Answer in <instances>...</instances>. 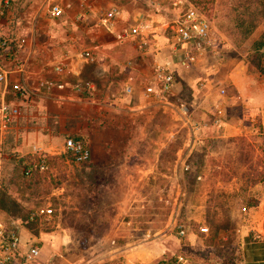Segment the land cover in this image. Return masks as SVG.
Wrapping results in <instances>:
<instances>
[{"label":"rangeland","instance_id":"1","mask_svg":"<svg viewBox=\"0 0 264 264\" xmlns=\"http://www.w3.org/2000/svg\"><path fill=\"white\" fill-rule=\"evenodd\" d=\"M134 1L148 12L143 19L151 14L159 17L154 22L145 18L148 26L154 23L150 34L158 35L163 57L176 62L185 49L173 50L170 31L165 29L175 11L167 0H152L159 10L150 6L151 0ZM186 1L209 21L210 47L196 64L176 68L174 80L180 86L174 85L166 100L174 99L169 111L158 103L157 114L147 122L144 116H124L109 106L111 99L123 97L128 74L110 76L102 71L92 51L94 62L83 64L75 79L69 78L72 74L58 77L66 78L73 93L75 82H91L93 93H75L76 100L57 107L60 101L49 95L51 91L40 90L47 97L40 100L44 104L35 101L28 109L20 107L19 127L11 123L1 133L0 198L5 197L9 212L22 216L50 205L51 221L30 230L63 229L67 235L60 248L41 252L42 263L55 264L59 259L57 264H131L134 248L146 245L141 250L146 256L153 251L150 247L158 254L164 251L154 264H241L244 250L239 231L245 232L250 216L256 217L264 233V76L246 59L252 42L264 33V0ZM95 6L96 11L105 10L104 4ZM233 21L255 26L251 36L242 39L234 31L229 33ZM142 87L137 88L140 94ZM190 100L204 101L205 109L195 108L197 126L186 121L189 113L183 103ZM139 125L147 137L138 144L139 156H129L125 162L117 152L118 129L123 127L132 136ZM67 137L88 143L89 162L69 161L63 153ZM108 139L114 150L104 153ZM34 145L48 157L46 171L35 182L23 179L12 160L29 157ZM149 145L158 148L162 163L151 174L139 165L147 161ZM253 202L251 209L248 205ZM124 245L125 249L114 252ZM113 256V261L105 262ZM39 257L19 263L37 264Z\"/></svg>","mask_w":264,"mask_h":264},{"label":"crops","instance_id":"2","mask_svg":"<svg viewBox=\"0 0 264 264\" xmlns=\"http://www.w3.org/2000/svg\"><path fill=\"white\" fill-rule=\"evenodd\" d=\"M95 3L98 2L96 0H85L84 2H82V0H13L10 19L2 22L0 29L4 34L9 35V37L13 39L14 44L17 43L18 56L22 61L24 70L22 73L11 72L9 74V88L12 89L14 85H21L27 91L28 98L23 101L12 97L10 100L12 103L17 104L24 109L30 108L35 101H38V105H43L44 102L42 104V101L40 100L47 97L37 89L36 84L38 80L59 81L57 83L58 86L55 87L53 91L51 90V92H49L51 97L60 101L55 103L57 107L68 102V100H76V94L68 91V81L66 78H60L58 75L54 74L52 66L62 63L71 73H73L69 78L75 79L77 74L81 73V67L84 64L79 59L80 51L86 49L82 47L91 48V51L97 56V61L103 69L102 71L110 76L114 73H116V75L118 73H124L122 74L124 77L127 73L128 75L127 77L125 76L126 78L124 81L126 82V80L131 77L132 82L137 88L153 80V68L156 64L171 60L165 56V58L163 57L162 48L160 46L161 41L158 39L157 34H150V43L143 48H139L136 43H117L113 35L99 25V17H101L100 12L103 11H96ZM118 3L121 8V16L117 21V26L119 27L129 25L143 14H148L146 9L137 1L127 0L122 2L118 1ZM54 4H58L64 9L63 14L59 17H52L49 13L50 6ZM65 5H68V8H64ZM81 12L85 13L86 20L83 23L76 24L74 18ZM144 18L154 22L159 17L151 14L148 17L144 16ZM152 25H150V31L152 30ZM157 28L158 26H156V29ZM129 59L135 61L136 64L134 69L127 70L123 67L125 61ZM150 63L152 65H150ZM173 63L175 62L173 61ZM174 66V70L179 68L176 63ZM179 86L180 82L178 83V81H176L175 87L178 88ZM207 86L208 85H206V87ZM137 88L132 96L123 95L122 98L116 99L115 95L112 94L111 97L114 96L115 99H111L107 103L109 106L115 107V110H118L121 115H131L133 117L144 116L147 119V122H150L151 117L157 114L156 112L160 107H156V104H164L162 106L163 108H161L164 111L170 110L168 107L169 105L173 106L172 102H174V99L170 102L166 101L168 99L163 102L146 99L141 96L140 91ZM107 89H109V85L107 86ZM174 94H176L175 91ZM192 96H194V92ZM176 100L178 99L176 98ZM190 101L191 102L189 103H183V109L189 113L187 114L189 119L186 121L187 123L189 122L191 126H197L200 123L195 119V108L205 109L204 101ZM188 105L192 106L193 109L188 108ZM18 121L19 123H17ZM21 121V118L15 121L13 128H18ZM16 123L18 124L17 126L15 125ZM122 128L118 129L119 147L121 149L119 148L117 152L119 155H123V158L125 159L124 161L127 162L126 160L129 159V156L138 155V144H140V141L144 142L143 139H145L147 135L140 129V125L135 127L132 136L129 135L128 131H124ZM1 138L0 135V140ZM149 140H151V137H149ZM102 150L104 153H110L114 150L112 149L110 139L103 143ZM147 150V161L139 165L141 169L143 168L145 170L144 172H149L151 174L152 170H157L162 163L158 160V148L149 145ZM143 152L145 153V151ZM139 171L141 172V170ZM253 208L254 207H251V209ZM250 218L246 221L247 226L245 227V232L239 231L244 250L243 261L241 264H264L263 229L258 221H255L256 217L250 216ZM10 219L12 218L0 212V220L5 225L8 224ZM253 235L254 237H251ZM20 237L21 243L19 247V255L14 259L12 264H20L19 261L23 260L22 256L27 252L31 241H38L40 247L39 255L37 256L38 258L41 256L43 250H54L66 244L64 239L67 238V235L63 229H61L60 232L54 230L50 233L40 230L36 232L30 229H22L20 231ZM145 248L146 245L136 246L134 248L137 250L134 252L136 257H134L133 262L131 263L154 264L156 258L158 256L161 257L163 254L162 252H164L160 250V253L158 254L159 251L156 248L150 247V250L153 251L150 252L149 256H146V254L141 252V250L143 251ZM122 249H125V245L117 247L114 252L118 253ZM55 254L58 255L57 253ZM113 258L114 256L109 257L105 262H111L113 261ZM57 262H59V259H55V264H57ZM37 264L49 263H42L39 257Z\"/></svg>","mask_w":264,"mask_h":264},{"label":"built area","instance_id":"3","mask_svg":"<svg viewBox=\"0 0 264 264\" xmlns=\"http://www.w3.org/2000/svg\"><path fill=\"white\" fill-rule=\"evenodd\" d=\"M85 0H82L84 2ZM98 3L105 4V10L99 17V25L113 35L115 41L120 44L136 43L139 48L148 46L150 43V27L147 20L138 17L129 25L117 26V21L121 16V8L118 1L114 0H96ZM13 0H0V25L8 21L11 16V5ZM168 6L175 11V16L166 24L165 29L170 31L168 38L169 45L173 50L178 47L185 49V52L178 55L176 64L179 68H188L197 63L198 59L205 56L210 47L211 25L207 18L193 4L186 0H167ZM152 8L159 10V4L155 1H149ZM64 8H68L65 5ZM64 9L54 4L50 6L49 13L52 17H59L63 14ZM86 20L84 12L77 14L74 22L83 23ZM17 43L9 35L4 34L0 29V135L8 129V124L14 123L21 118V109L17 104L8 99L11 93L12 97L20 100H27L28 93L21 85H14L9 88V74L11 72H20L24 70L22 61L19 59ZM81 61L84 64L94 62V53L91 50H83L80 54ZM173 61H163L156 64L153 68V80L143 85L141 96L153 101H165L171 89L175 85L174 64ZM135 61L129 59L125 61L123 67L127 70L134 69ZM52 71L56 75L73 74L62 63L52 66ZM208 85V84H206ZM58 84L53 80H38L36 87L39 90L51 91ZM200 86H204L200 84ZM137 86L129 77L123 85V93L126 96H132ZM10 90V91H9ZM72 90L78 95H86L95 91V85L91 82H75ZM2 137V136H1ZM2 140V138H1ZM0 140V144H1ZM63 153L74 164H85L90 161V148L88 143L82 138L67 137L63 143ZM28 156L37 164L39 171L45 169L46 154L37 146H32ZM20 158L16 159L18 161ZM31 169L29 166L28 171ZM244 211V209H243ZM54 216V210L50 205L37 207L30 210L25 219H10L5 225L0 220V264H12L14 259L19 255L21 243L20 231L22 229H31L34 225L42 227L51 221ZM30 225H33L31 228ZM179 234H183L182 231ZM40 247L38 241L33 240L29 243L27 252L22 256L24 261L32 263L39 255ZM137 264V263H131Z\"/></svg>","mask_w":264,"mask_h":264},{"label":"trees","instance_id":"4","mask_svg":"<svg viewBox=\"0 0 264 264\" xmlns=\"http://www.w3.org/2000/svg\"><path fill=\"white\" fill-rule=\"evenodd\" d=\"M255 26L253 25H245L239 22H234L231 24V28L227 29V31L229 33L231 32H236L238 36L242 35V39H247L249 38V36H251V34L254 31ZM248 63L254 67L260 75L264 76V33L260 34L250 45V49H249V53L247 54L246 57ZM15 164L16 167L21 175V177L23 179H34V182L37 181L36 178L40 177L41 175H43V173L46 171L47 168V163H48V157H46L45 160V169L39 171L38 168L36 167H32V165L37 164L36 161H32V159H30L29 157H23L20 158L18 161H15L16 158L12 159ZM29 166L31 167V169L28 171ZM261 181H263L264 179V173L261 174ZM257 181H259L257 179ZM255 180V182H257ZM5 195V194H3ZM4 196L0 198V211L5 214L8 217H11L12 219H25L26 215L29 211H25L24 214L22 216H12V214L9 212V207H7L5 201H4ZM9 200V199H7ZM8 203H10L8 201ZM10 204L14 205L13 202H11ZM249 207H254L255 203H249L248 205ZM33 225H30L29 227L31 228Z\"/></svg>","mask_w":264,"mask_h":264}]
</instances>
